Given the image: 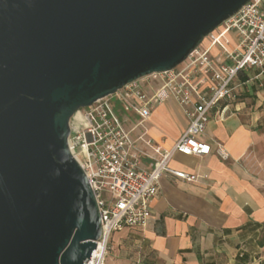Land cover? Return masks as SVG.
<instances>
[{"label": "water", "instance_id": "1", "mask_svg": "<svg viewBox=\"0 0 264 264\" xmlns=\"http://www.w3.org/2000/svg\"><path fill=\"white\" fill-rule=\"evenodd\" d=\"M251 0H0V264H87L102 234L76 113L181 65Z\"/></svg>", "mask_w": 264, "mask_h": 264}, {"label": "crops", "instance_id": "2", "mask_svg": "<svg viewBox=\"0 0 264 264\" xmlns=\"http://www.w3.org/2000/svg\"><path fill=\"white\" fill-rule=\"evenodd\" d=\"M254 73L253 82L238 80L239 98L227 117L212 115L200 136L213 152L171 158V170L196 179L165 173L149 222L115 232L106 264H264V74ZM122 113L143 153L134 157L148 170L159 156L147 142L171 150L189 124L173 100L148 120ZM218 145L228 160L215 153Z\"/></svg>", "mask_w": 264, "mask_h": 264}, {"label": "built area", "instance_id": "3", "mask_svg": "<svg viewBox=\"0 0 264 264\" xmlns=\"http://www.w3.org/2000/svg\"><path fill=\"white\" fill-rule=\"evenodd\" d=\"M202 45L178 67L142 77L79 110V118L71 123L70 150L88 177L102 218V234L87 264H106L115 232L147 225L165 173L188 181L196 179L171 170L170 160L175 153L211 154V144L200 139L211 116L224 120L230 113L239 98L236 84L241 75L249 70L264 74V0L248 2ZM169 100L177 103L189 124L171 150L148 141L159 158L151 169H143L134 157L135 152L143 153L126 129L122 112L148 120L156 107ZM215 153L229 159L222 145Z\"/></svg>", "mask_w": 264, "mask_h": 264}, {"label": "rangeland", "instance_id": "4", "mask_svg": "<svg viewBox=\"0 0 264 264\" xmlns=\"http://www.w3.org/2000/svg\"><path fill=\"white\" fill-rule=\"evenodd\" d=\"M201 46H203V45H201ZM247 75H248L249 78L252 79V82L255 81V79H254V75H255L254 70H249V71H247ZM78 114H79V113H78ZM78 118H79V116H78ZM78 118H77V117L72 118V120H71L72 125H73V122H75ZM136 118H137V117H136ZM135 120H138V119H135ZM110 246H111V245H110ZM110 251H111V250H110ZM109 255H110V252H109L108 256H109Z\"/></svg>", "mask_w": 264, "mask_h": 264}, {"label": "trees", "instance_id": "5", "mask_svg": "<svg viewBox=\"0 0 264 264\" xmlns=\"http://www.w3.org/2000/svg\"><path fill=\"white\" fill-rule=\"evenodd\" d=\"M241 80H242L243 82L249 81V77L246 76V75H241Z\"/></svg>", "mask_w": 264, "mask_h": 264}, {"label": "bare ground", "instance_id": "6", "mask_svg": "<svg viewBox=\"0 0 264 264\" xmlns=\"http://www.w3.org/2000/svg\"><path fill=\"white\" fill-rule=\"evenodd\" d=\"M77 114V113H76ZM78 116H79V114H77L75 117H77L78 118Z\"/></svg>", "mask_w": 264, "mask_h": 264}]
</instances>
